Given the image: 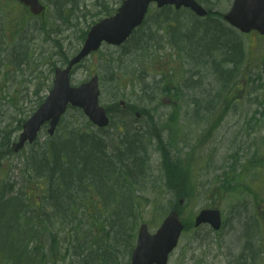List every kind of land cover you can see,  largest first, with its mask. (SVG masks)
Returning a JSON list of instances; mask_svg holds the SVG:
<instances>
[{"label":"rangeland","instance_id":"1","mask_svg":"<svg viewBox=\"0 0 264 264\" xmlns=\"http://www.w3.org/2000/svg\"><path fill=\"white\" fill-rule=\"evenodd\" d=\"M197 1L208 10L213 24L231 30L221 18L233 0ZM40 2L45 13L33 18L17 0H0V143L4 140L9 147L47 96L53 69L62 67L80 48L89 27L116 11L122 0ZM172 18L169 12L152 7L135 38L144 35L148 40L143 51L104 46L73 70L72 86L98 76L99 102L113 118L104 131L89 128L88 132L110 152L122 151L126 137L135 140L133 151L139 150L145 160V176L134 194L138 203L133 220L124 211L96 212L102 207L96 202L81 217L38 235L48 264H129L139 224L146 223L154 233L179 201L186 229L168 264H264V42L254 35L237 34L242 50L234 58L237 76L220 91L221 51L211 49L210 59L207 52L193 55L195 61L186 54L189 42L175 45L173 30L159 25ZM176 19L178 37L193 33L203 22L187 11ZM198 37L204 34L198 32ZM233 66L222 65V79ZM178 82L181 88L173 91ZM86 123L79 110H68L54 138L63 137L72 127L84 131ZM50 140L44 128L33 146L4 156L0 184L28 194L31 187L26 183L37 176L26 162L32 149L43 152ZM9 147H1L0 152ZM26 200L25 205H33ZM206 209L220 211L218 232L208 226L194 229V218ZM93 212L102 223L92 225ZM123 215L127 225H137L132 239L127 229L116 234ZM50 231L56 239L47 241Z\"/></svg>","mask_w":264,"mask_h":264},{"label":"trees","instance_id":"2","mask_svg":"<svg viewBox=\"0 0 264 264\" xmlns=\"http://www.w3.org/2000/svg\"><path fill=\"white\" fill-rule=\"evenodd\" d=\"M177 21L172 18L159 25H168L167 29L177 31L173 26ZM212 22L213 20L208 19L199 24L200 26H195L193 33L189 32L186 36L183 34L172 42L181 46L184 41L189 42L191 48L186 54L188 52L192 57L207 52L206 59H210L208 55L211 49L221 51L222 57L217 65L221 66L218 81L219 90L223 91L233 83L232 78L237 76V62L234 58H237L242 50L234 32H226L222 30V24L216 25ZM141 29L134 33L127 47L135 51L145 48L143 43L134 42L135 35L142 31ZM198 32L203 33L204 37L199 38ZM141 39L139 42L143 41L146 45L148 40L144 35ZM194 60L198 61L195 58ZM224 64L234 66L227 74H223L225 79H222L221 69ZM204 65L207 66L205 62ZM179 88L181 86L178 82L173 91ZM224 97V100L228 99L227 94ZM8 144L3 140L0 148L7 147ZM121 149L122 151L118 149L110 152L108 147L105 149L101 139L89 133L88 129L83 131L72 127L63 137L50 141L42 153L31 154L29 164L37 178L29 182L31 189L28 194H20L19 190L14 191L13 187L0 186V264H48L41 244L37 243L38 235H43L45 230H50L56 224L67 223L70 218L75 220L81 217L83 211L96 202L102 204L101 209H94L96 212L124 211L125 217L133 220L134 208L138 203L134 202V194L145 176V160L140 151H133L135 147L127 137L121 143ZM7 153L8 149L0 152V156ZM24 199L34 204L25 205ZM124 215L117 221L116 234L127 229L129 238L132 239L136 224L131 227L127 225ZM91 219L92 225L102 223L95 212ZM45 239L52 241L56 239V234L47 232ZM51 251L56 256L55 251Z\"/></svg>","mask_w":264,"mask_h":264},{"label":"water","instance_id":"3","mask_svg":"<svg viewBox=\"0 0 264 264\" xmlns=\"http://www.w3.org/2000/svg\"><path fill=\"white\" fill-rule=\"evenodd\" d=\"M19 1L28 6L34 15L40 14L43 10L38 0ZM152 2H155L158 8L174 5L176 9L188 8L198 17L207 15V12L194 0H125L113 17L101 20L91 28L81 51L69 62L67 68L55 70L52 90L36 113L23 125V133L18 143L12 146L15 153L26 142L34 141L37 132L45 122L50 123L48 133L52 135L68 104L81 108L97 127L103 128L108 125L105 110L98 105L97 78L93 77L89 82L77 88H71L68 79L69 72L73 65L92 51H96L103 41L115 46L124 43L132 31L142 23ZM224 20L241 33L256 31L264 36V0H234ZM206 223L214 230H218L221 224L219 212L201 211L195 220V226ZM182 229L178 214L174 211L165 218L153 235L149 234L147 226L142 224L139 227L137 243L132 252L130 264H166L168 254L176 247Z\"/></svg>","mask_w":264,"mask_h":264}]
</instances>
